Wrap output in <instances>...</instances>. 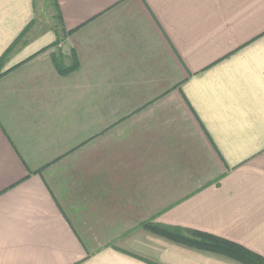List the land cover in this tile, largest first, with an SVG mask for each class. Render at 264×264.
<instances>
[{
  "label": "crops",
  "instance_id": "0c3cea01",
  "mask_svg": "<svg viewBox=\"0 0 264 264\" xmlns=\"http://www.w3.org/2000/svg\"><path fill=\"white\" fill-rule=\"evenodd\" d=\"M47 2L0 0V264L264 258V0Z\"/></svg>",
  "mask_w": 264,
  "mask_h": 264
},
{
  "label": "trees",
  "instance_id": "16d2710c",
  "mask_svg": "<svg viewBox=\"0 0 264 264\" xmlns=\"http://www.w3.org/2000/svg\"><path fill=\"white\" fill-rule=\"evenodd\" d=\"M23 36V35H22ZM17 44V42H16ZM16 44L6 53L0 61V77L1 70L6 61L7 54H11ZM53 63L58 73L67 76L79 70V60L77 54L72 52V64L66 67L59 55L53 56ZM145 228L149 231L167 238L173 242L190 246L202 251L212 252L230 258L240 264H264V258L227 240L199 232L185 231L178 228H163L153 224H146Z\"/></svg>",
  "mask_w": 264,
  "mask_h": 264
},
{
  "label": "rangeland",
  "instance_id": "374dc122",
  "mask_svg": "<svg viewBox=\"0 0 264 264\" xmlns=\"http://www.w3.org/2000/svg\"><path fill=\"white\" fill-rule=\"evenodd\" d=\"M38 3L43 10L41 13L43 20H46L47 24H52V20L54 19V15L56 14L54 7L52 6V4H50V2L48 3L47 0H38Z\"/></svg>",
  "mask_w": 264,
  "mask_h": 264
}]
</instances>
